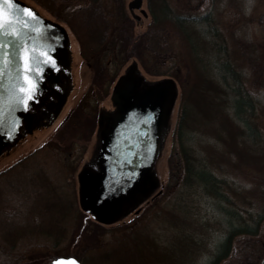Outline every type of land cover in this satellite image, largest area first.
Listing matches in <instances>:
<instances>
[{
  "label": "rangeland",
  "instance_id": "rangeland-1",
  "mask_svg": "<svg viewBox=\"0 0 264 264\" xmlns=\"http://www.w3.org/2000/svg\"><path fill=\"white\" fill-rule=\"evenodd\" d=\"M25 1L35 5L44 15L58 20L70 31L74 87L55 118L35 124L31 131L25 132L1 152L0 171L25 157L29 158L32 164L29 170L34 166L36 168L22 170L11 177L7 182L8 188L16 191L15 196L24 205L35 208L42 195L35 193V184L45 181L50 188L60 184L64 199L74 200L73 204L77 206H72L76 215L74 219L70 218V228L77 225L81 229L79 232L74 230V237L68 234L70 237L57 244V248L51 243H48V248H35L34 255L42 258L45 254L41 250L50 253L58 249L60 255L80 256L78 259L82 264H211L227 235L228 216L219 208L220 202L216 198L182 184L183 164L177 173L178 97L162 132L154 169L158 186L104 220L81 208L79 177L95 155L99 114L116 109L112 95L117 77L125 73V68L133 61L122 65L120 74L112 81L107 80L112 76L110 66L102 67L100 63L96 67L83 57L80 41L63 20L64 17L53 16L32 0ZM106 1L113 17L134 19L135 33L148 26L152 15L147 0L132 9L129 7L132 0H121L122 14L116 10L119 0ZM172 1L181 6H186L187 2L194 7L199 4L198 9L193 10L196 14L213 9L215 23L227 39L229 58L242 72L243 86L253 98L255 112L250 119L258 129L254 134L249 128L245 132L243 122L233 113L232 102L227 104L229 99L222 101L220 106L216 105L215 112L209 110L206 115L194 112V119L187 130L191 134L188 144L193 152L207 164L210 160L213 171L232 185L230 194L233 195L234 206L236 203L245 215L251 212L252 216H257L264 212V0ZM141 9L146 11V15ZM137 16L139 18L135 19ZM200 29H196L200 34L203 30L205 32L202 27ZM201 50L204 52L206 49ZM255 61L258 62L256 68L251 64H256ZM148 65L136 58L137 70L144 79L151 82L161 79V76L147 71ZM206 72L209 74L208 66ZM94 78L96 84L92 87ZM233 222L237 223L238 219L233 217ZM261 230L263 233L264 222ZM247 238L245 234L238 235L233 241L231 254L220 264H234L240 249L238 246Z\"/></svg>",
  "mask_w": 264,
  "mask_h": 264
},
{
  "label": "trees",
  "instance_id": "trees-1",
  "mask_svg": "<svg viewBox=\"0 0 264 264\" xmlns=\"http://www.w3.org/2000/svg\"><path fill=\"white\" fill-rule=\"evenodd\" d=\"M32 1L53 16L64 17L63 20L80 41L83 57L96 67L100 63L102 67L110 66L112 76L107 80L112 81L117 77L120 67L130 60L137 58L148 65L146 58L150 62L147 66L150 74L176 81L180 99L176 126L179 142L177 173L183 164L182 184L216 198L220 202L219 208L228 216L227 235L211 259V264H220L229 256L233 241L241 234L248 238L238 246L240 249L234 264H264V231L262 233L261 230L264 212L252 216L247 211L248 215H245L236 203L234 206L233 195L230 194L232 185L213 171L210 160L207 164L199 159L188 144L191 134L187 129L194 119L193 113L206 115L209 110L215 112L216 105L220 106L222 101L228 99L227 104L232 102L233 113L243 122L245 132L246 128L252 134L258 132L250 119L255 112L253 98L243 86L242 72L229 58L227 39L215 23L213 9L196 14L193 10H197L199 4L194 7L190 2L181 6L172 0H147L151 20L145 30L135 33L134 19L113 17L106 0ZM122 9V1L119 0L117 13H124ZM202 23L205 25L202 26ZM200 27L205 29V32L201 31L203 34L196 30ZM201 48L206 50L202 52ZM204 53L208 55L204 56ZM251 64L254 68L256 65L258 67V62ZM207 66L209 74L206 72ZM95 84L94 78L92 87ZM25 159L0 171V264H52L51 260L60 255V250L48 253L43 249L41 253L45 254L44 257L37 258L35 248H48V243L57 248V244L70 237L68 234L74 237V230H81L77 225L74 229L72 225L70 228V218L74 219L76 215L72 211L75 201L64 199L60 184L50 188L45 181L35 184V193L42 194L35 208L19 201L15 196L16 191L10 190L7 182L22 170L36 168L34 166L29 170L32 164L29 158ZM8 207L11 209L8 210ZM79 213L82 215V211ZM233 217L238 219L237 223L233 222Z\"/></svg>",
  "mask_w": 264,
  "mask_h": 264
},
{
  "label": "water",
  "instance_id": "water-1",
  "mask_svg": "<svg viewBox=\"0 0 264 264\" xmlns=\"http://www.w3.org/2000/svg\"><path fill=\"white\" fill-rule=\"evenodd\" d=\"M142 1L132 0L129 7H140ZM16 3L28 6L38 14L40 19L31 21L33 27L35 23L47 22L62 29L67 39V32L62 26L42 18L32 5L21 0H16ZM141 12L146 15L144 9ZM49 70L46 68L44 79L38 82L36 96L44 89ZM14 88L5 70L0 77V152L17 139L20 134L18 123L22 125V120L28 116L23 107L10 103ZM176 97L177 86L173 79L146 81L136 64L131 65L119 78L112 95L116 109L100 113L95 155L92 164L79 177L80 205L85 212L104 220L158 186L154 167L162 132ZM140 141L144 142L143 146ZM57 259H62L65 264H71L73 260L75 264H82L73 255L56 256L52 264Z\"/></svg>",
  "mask_w": 264,
  "mask_h": 264
},
{
  "label": "snow or ice",
  "instance_id": "snow-or-ice-1",
  "mask_svg": "<svg viewBox=\"0 0 264 264\" xmlns=\"http://www.w3.org/2000/svg\"><path fill=\"white\" fill-rule=\"evenodd\" d=\"M38 19L30 7L16 0H0V77L7 70L15 86L10 103L25 110L36 99L38 82L44 79L46 68L59 70L54 44L40 27L31 23ZM140 143L143 146L144 142ZM53 264L65 262L57 259Z\"/></svg>",
  "mask_w": 264,
  "mask_h": 264
},
{
  "label": "flooded vegetation",
  "instance_id": "flooded-vegetation-1",
  "mask_svg": "<svg viewBox=\"0 0 264 264\" xmlns=\"http://www.w3.org/2000/svg\"><path fill=\"white\" fill-rule=\"evenodd\" d=\"M40 14L43 16L42 18L62 26L67 32V39L62 29L51 26L49 23L43 21L35 23V27H40L46 37L54 44V54L57 57L59 70L50 69L47 72L44 89L39 92L36 99L31 102L29 108L26 110L28 116L22 120V125L18 123V129L21 131L20 136L25 132L31 131L35 124L55 118L64 108L74 87L72 69L73 51L70 31L61 22L59 23L58 20L44 15L41 11ZM90 164H92V160L88 165ZM135 202L136 200L130 203Z\"/></svg>",
  "mask_w": 264,
  "mask_h": 264
}]
</instances>
